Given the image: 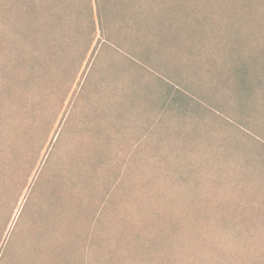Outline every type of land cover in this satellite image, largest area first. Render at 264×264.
I'll list each match as a JSON object with an SVG mask.
<instances>
[{"label": "trees", "instance_id": "1", "mask_svg": "<svg viewBox=\"0 0 264 264\" xmlns=\"http://www.w3.org/2000/svg\"><path fill=\"white\" fill-rule=\"evenodd\" d=\"M175 1L177 0H0V250L8 235L10 239L6 251L18 244L19 236L20 242L24 244L27 235L37 233L40 236L47 231L54 237L60 229L62 239L67 229L74 228L78 237L73 244L76 249L69 258L63 254L65 259L62 264L84 263L89 259L90 255L87 257V254L90 251L95 252L98 246L103 247L104 240L109 242V250L114 253L121 247L118 242L111 243L115 240L114 229L118 225V219L127 216L131 219L141 218L144 211H154L153 191L142 188L146 180L155 181L172 174L169 168L177 164V159L168 160L172 154L177 153L178 165L186 162L191 166L193 157L200 148H207L206 142L208 148L216 143V139H213L217 133L216 128L212 126L213 131L208 132L206 126L201 124V127L196 125L193 132L179 136L177 147L169 140L170 133L152 135L150 140L143 142V146L152 143L154 149L160 150L161 145L167 144L166 150L170 147L174 150L163 156H143L141 160L135 159L141 154L134 149L131 154H126L127 164L120 163L116 173L103 169L104 161H97L96 158L91 169L87 170L88 177L84 182L90 181L86 188H83L84 185L78 188L82 182H77V173L71 170V164L65 169L58 154L66 131L77 120L86 124L87 131L90 113L97 112L100 115L103 101L106 96L109 97L105 92V85L110 80L108 76L112 73V66L106 67V57L101 56L106 48L132 66L136 65L134 60L142 61L144 67L157 71L170 83H177L182 79L177 73L180 74L181 69L186 66L190 68L194 65L191 71L199 68L200 64L192 58L195 56H173L167 64L161 59L164 56H157L160 59L155 63L151 60L157 45L148 44L147 40L151 37L154 23L164 19L161 14L167 8L171 12V18L176 15L173 9ZM185 22V26L191 27V21ZM95 42L101 45L99 56H89ZM238 55H242L241 45L231 49L230 56L233 57L228 60L229 66L234 69L232 75L235 83L232 84V78L228 76L229 66H225L221 72L217 71V78L210 80L213 95L209 96L213 99L220 93L227 96L223 93V87L233 86L237 110L247 112L249 109L251 115L264 121L261 113L264 101L254 100L258 97L259 79L255 77L257 80H252L251 69L246 64L248 60L237 59ZM237 66L241 67L235 68ZM199 76L202 77L201 74ZM101 83L104 85L102 91L105 96L95 100L93 95L98 92ZM135 85L136 81L133 80L131 86ZM136 87L133 90L136 95L129 98L123 106L124 128L119 127L123 136L130 133L136 135L134 140L128 139L130 141L126 143H132L133 148H136L140 146L136 138L145 134L142 120L130 113L139 103V98L142 104L149 103L152 112H164L169 119L167 121L174 122L177 127L179 123L185 124L186 109L182 107L183 109L176 110L177 103L171 99L160 96L155 98V90L150 86H147L144 95ZM198 98L207 101L209 106L218 108L215 99L209 100L206 96ZM67 103L68 107L65 109ZM90 105L92 106L89 107ZM63 111H66L65 122L53 143L55 128ZM93 117L96 119L95 115ZM146 117L151 121V117ZM155 120L156 118L150 124L146 123V127ZM190 122L195 123L194 120ZM81 127L84 130L82 124ZM191 144L196 147H191ZM223 149L226 150L227 146ZM109 153L108 150L105 156H109ZM212 157L199 158L209 160ZM136 160L141 164L128 169L129 164ZM143 161L146 162L144 165ZM251 190L258 191L260 187L252 186ZM83 195L85 200L91 198V203L75 208L73 204L82 202ZM119 197L124 202L129 198L134 199V213L127 215L126 210L120 206ZM62 201L66 202L63 210L57 208ZM164 210L173 233H161L158 242L153 236L141 232L142 220H139V224H123L128 233L120 236L119 240L121 243L125 242L124 246L130 252L121 258L123 263H128L131 255V258L136 257L140 240L142 246L148 249L145 254L152 250L168 259L169 251H173L174 256L181 253L178 250L179 241L175 237L180 235L178 230L183 227L182 220H186V216L180 214L185 209L174 207L171 216L166 208ZM84 231L87 233L86 239ZM149 240L152 241L151 248L147 247ZM160 246L165 247L157 248ZM185 247L186 243L181 248ZM174 258L172 264L186 263L177 256ZM26 261L30 263L31 257ZM38 261L39 256L35 263ZM153 261L152 257L149 262Z\"/></svg>", "mask_w": 264, "mask_h": 264}, {"label": "rangeland", "instance_id": "2", "mask_svg": "<svg viewBox=\"0 0 264 264\" xmlns=\"http://www.w3.org/2000/svg\"><path fill=\"white\" fill-rule=\"evenodd\" d=\"M187 1L177 0L173 3L176 14L173 18L168 8L163 14L160 13L164 19L154 23L151 37L147 42L157 45L151 56L153 63L160 59L157 56H164L161 59L165 64L169 63L173 56H195L192 58L200 64L199 68L191 71L194 65L190 68L186 66L185 69H181L180 74L177 73L182 79L177 83H170L157 71L144 67L142 61L134 60L136 65L132 66L106 48L101 56L106 57L104 61L106 67L112 66V73L110 72L108 76L110 80L105 85V92L109 97H105L107 101H103L100 115H97V112L90 113L87 131H85L86 124L78 120L66 131L58 154L64 162V168H68L67 166L71 164V170L77 173H75L77 182H82L78 188L82 185L86 188L90 181L89 179L84 182L88 177L86 173L91 169V164L96 158L97 161H104L103 169L116 173L120 163L127 164L126 154H131L134 149L141 154L135 159L141 160L143 156L154 154L163 156L174 150L173 147L166 150L167 144L161 145L160 150L154 149L152 143L143 146V142L150 140L152 135L170 133L169 140H172L177 147L179 136L187 135L189 131L193 132L196 125L197 127L203 125L208 132L216 128L217 133L213 136L216 143L208 148L206 142L207 148H200L193 157L191 166L186 162L178 165L177 153L172 154L168 160L177 159V164L169 168L172 174L168 177L162 176L155 181L146 180L147 183L142 186L153 191L154 211L151 213L144 211L141 218L131 219L127 216L118 219V225L114 229L115 240L111 243L118 242L121 247L111 253L109 242L104 240L103 247L98 246L95 252L90 251L87 254V257L90 255L89 259L87 258L88 260L82 264H172L175 256L181 258V261H186L185 264H264V121L251 115L249 109L247 112L237 110L238 103L232 91L233 86L223 87V93L227 96L220 93L214 97L219 110L198 98L206 96L207 99L214 100L210 97L213 95L210 80L217 78V71L221 72L222 68L229 66L228 60L233 57L230 56L231 49L241 45L242 55L236 58L248 60L246 64L251 69L252 80L259 79L258 97L254 100L264 101V0ZM186 20L191 21V27L185 26ZM100 51L101 45L95 42L89 56L97 57ZM232 70L234 69L229 66L228 76L232 78L233 84L235 80ZM198 77L201 79L197 80ZM133 80L136 81L137 87L131 86ZM102 86L104 85L101 83L98 92L93 95L95 100L105 96ZM147 86L155 90L153 95L155 98L160 96L163 99H171L177 103L176 110L186 109L188 117H185L184 125L179 123L177 127L174 122L167 121L169 119L165 117L164 112H152L149 103L142 104L139 98V103L137 101L138 104L130 113L142 120L145 134H141V140L136 138L140 146L133 148L134 144L126 142L134 140L136 135L130 133L123 136L119 130L120 126L124 128L123 106L129 98L136 95L133 92L135 87L140 90L141 95H144ZM67 107L68 103L65 109ZM65 113L66 111H63L58 120L53 143L62 130ZM261 113L264 116V110ZM146 116L151 117V121ZM144 118H147L145 122ZM155 118V122L146 127V123L150 124ZM188 118L195 123L190 122ZM226 123L227 125H223ZM208 125L211 127H207ZM111 139L114 141H110ZM195 139L199 142L197 138ZM225 146H227L226 150L223 149ZM191 147L196 146L191 144ZM108 150L109 156H105ZM200 156L213 157L202 160ZM144 163L146 162L143 161V165ZM135 164L141 162L136 160L127 168L130 169V166L134 167ZM191 178L195 181L193 182ZM257 185L260 190L252 191L251 187ZM193 197L195 199H192ZM118 201L127 215L134 213V199L129 198L124 202V199L119 197ZM65 203L60 202L57 208L63 210ZM90 203L91 198L85 200L83 195L82 202L73 205L79 209L80 205ZM174 207L185 209L184 212L180 211V214L186 216V220H182L183 227L178 230L180 235L175 237L179 241L178 250L181 253L174 256L173 251H169L168 259L152 250L145 254L148 249L142 246L140 240V247L136 248L135 252L136 257L131 258V255L128 263H123L121 258L130 253L124 246L125 242L121 243L119 240L120 236L128 233L123 224H139V220H142L141 232L153 236L158 242L161 233H173L169 220L164 216V208L171 216ZM84 234L86 239V231ZM26 237L22 244L19 236L18 244L6 251L10 239V236H7L6 243L0 250V264H26L28 262L26 259L29 257L31 261L27 264H62L65 259L63 254L69 258L76 249L73 244L78 239L77 230L74 228L67 229L62 239L60 229L54 237H51L50 232L47 231L40 236L35 233ZM185 243L186 247L182 249ZM147 247H152L151 240L148 241ZM163 247L165 246L157 248ZM82 254L83 251L80 252V257ZM37 256L39 261L35 263ZM152 257L154 261L150 263Z\"/></svg>", "mask_w": 264, "mask_h": 264}]
</instances>
